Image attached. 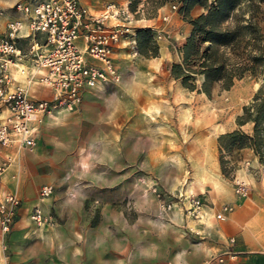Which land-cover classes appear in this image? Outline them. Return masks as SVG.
<instances>
[{
  "label": "rangeland",
  "instance_id": "obj_1",
  "mask_svg": "<svg viewBox=\"0 0 264 264\" xmlns=\"http://www.w3.org/2000/svg\"><path fill=\"white\" fill-rule=\"evenodd\" d=\"M136 8L134 19L158 20V10L146 0ZM172 20L176 29L166 27L156 57L133 56L128 45L113 56L120 81L91 96L81 133L71 119L57 129L68 149L66 183L52 185L46 199L37 191L34 206L55 222L28 226L43 233L49 246L38 264H195L200 238L187 226L184 195L203 204L207 220L199 226L211 225L221 205L236 196L235 179L251 172L243 162L246 153H219L217 139L237 129L236 118L259 83L247 76L228 91L215 88L211 97L185 89L170 68L179 63L187 28L175 15ZM156 58L161 59L154 67Z\"/></svg>",
  "mask_w": 264,
  "mask_h": 264
},
{
  "label": "built area",
  "instance_id": "obj_2",
  "mask_svg": "<svg viewBox=\"0 0 264 264\" xmlns=\"http://www.w3.org/2000/svg\"><path fill=\"white\" fill-rule=\"evenodd\" d=\"M166 7L168 12L162 11L163 7L158 9L162 26L152 30L156 42L167 39L166 27L171 23V14H178L180 4L170 3ZM14 10L23 20H9L0 33V148L31 150L46 116L77 112L85 91L111 87L120 81L113 56L122 42L127 43L133 56L137 55L132 28L126 24L137 12L109 3L101 12L92 13L81 0H24L16 3ZM27 39L31 46L24 54L19 43ZM24 60L29 61V67H19ZM14 68L23 77V84L12 77ZM32 85L47 88L50 95L43 99L29 97L27 89ZM248 167L245 162V168ZM4 171L2 163L0 179ZM53 190L52 185H43L39 198L50 197ZM234 193L239 198L248 196V184L243 178L235 179ZM183 199L187 218L203 219L201 200L192 195H184ZM19 205L16 196L0 191L2 234L10 232ZM232 212V205L223 204L214 217L225 221ZM30 219L37 227L55 225L39 206L31 209ZM234 243V238L228 239L224 251L205 264H222L226 258H232Z\"/></svg>",
  "mask_w": 264,
  "mask_h": 264
},
{
  "label": "crops",
  "instance_id": "obj_3",
  "mask_svg": "<svg viewBox=\"0 0 264 264\" xmlns=\"http://www.w3.org/2000/svg\"><path fill=\"white\" fill-rule=\"evenodd\" d=\"M22 1L24 0H0V13H2L0 33L4 32L9 20H23V16L14 10L15 4ZM109 3H115L128 10L129 0H81V4L92 13L101 12ZM166 8L165 6L161 10L168 12ZM194 11L197 12L196 16L203 12L200 7H195L190 13L191 16ZM173 15L179 19L183 27L187 28L183 38L187 37L190 33V25L183 22L179 14L172 13L171 17ZM174 23L176 22L171 20L169 26ZM126 24L134 32L142 29L155 30L162 25L155 19L141 20L134 19V17L130 18ZM173 27L176 29L175 25ZM177 31L172 30V33L177 34ZM19 46L24 54H28L31 41L29 39L22 40ZM125 46L127 43L122 42L115 50L114 56L121 53L120 51ZM157 59H154L156 60L153 62L154 67L159 64ZM29 65V61L24 60L19 67H29ZM11 72L14 79L24 83L23 77L15 68ZM101 88L103 87L98 86L85 91L82 104L77 112H54L46 116L40 125L33 149L0 148V164L5 163L6 165V170L0 179V191L13 194L21 201L18 215L10 232L6 235L0 232V264H38L42 257H48L49 246L42 237L43 233L32 232L28 229V226L35 227L30 219V211L36 203L37 191L40 187L53 185L55 188H59L66 183L65 170L68 149L66 140L57 129L64 126L66 120L71 119L75 133H81L82 122L87 120L88 113L93 108L90 103L93 98L91 96L102 92ZM27 90L29 97L34 99H43L50 95L47 88L39 85H32ZM70 114L75 116L70 118ZM103 140L107 141L108 138L105 136ZM241 153H246L243 162H248L251 169L250 173L245 174L244 170L242 172L246 175L243 179L248 184V196L245 198L230 196L227 203H223L233 206L232 214L225 221L199 226L207 220V213H204L201 220L187 219L186 221L190 232L200 238L197 244L200 247L197 248L195 264H205L207 261H204L205 258L223 252L228 246L230 238L235 239L233 245L235 255L232 258H226L222 264H264V166L259 164L257 158L249 150L234 152L237 156H240ZM48 204L49 202H46L44 206ZM8 251L9 253H7Z\"/></svg>",
  "mask_w": 264,
  "mask_h": 264
},
{
  "label": "trees",
  "instance_id": "obj_4",
  "mask_svg": "<svg viewBox=\"0 0 264 264\" xmlns=\"http://www.w3.org/2000/svg\"><path fill=\"white\" fill-rule=\"evenodd\" d=\"M137 12L141 0H130ZM174 1L179 15L191 30L178 49L179 63L171 76L193 92L211 97L215 88L228 91L236 81L249 77L259 87L236 118L237 129L217 139L218 151L225 155L249 150L264 166V0H146L157 11ZM200 7L196 18L191 11ZM136 51L143 57H156L158 45L151 29L135 34ZM199 83L197 84V80ZM249 126L246 131L243 127ZM225 161L220 160L222 174Z\"/></svg>",
  "mask_w": 264,
  "mask_h": 264
},
{
  "label": "bare ground",
  "instance_id": "obj_5",
  "mask_svg": "<svg viewBox=\"0 0 264 264\" xmlns=\"http://www.w3.org/2000/svg\"><path fill=\"white\" fill-rule=\"evenodd\" d=\"M161 58H158L157 61H159ZM153 61H156V60H153ZM157 93H159V91H156Z\"/></svg>",
  "mask_w": 264,
  "mask_h": 264
}]
</instances>
